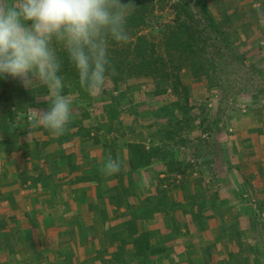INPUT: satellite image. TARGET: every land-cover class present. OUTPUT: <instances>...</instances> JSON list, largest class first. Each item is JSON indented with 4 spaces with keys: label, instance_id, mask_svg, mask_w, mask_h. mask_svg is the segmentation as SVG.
Instances as JSON below:
<instances>
[{
    "label": "rangeland",
    "instance_id": "obj_1",
    "mask_svg": "<svg viewBox=\"0 0 264 264\" xmlns=\"http://www.w3.org/2000/svg\"><path fill=\"white\" fill-rule=\"evenodd\" d=\"M121 1L125 2L126 0ZM177 1L155 0L153 8L155 18L151 19L149 27L141 26V32L144 34L151 32L157 37L165 25H174ZM188 5L189 24L202 31V28H205V21L199 5L195 0H188ZM209 5L217 15V19H222L225 22V29L230 37L228 42H233L234 45L226 51L224 50L226 43L222 39L209 40L207 32L206 37L203 35L207 41V52L215 57L220 77L218 75L217 79L213 78L211 83L204 80V76L198 80L192 73L189 74L182 70L181 83L188 88L186 96L189 97L190 107H194V110L185 111L182 109L183 106L174 105L177 97L170 90L165 95L155 97L153 95L155 81L151 78L130 79L128 83L122 82L117 88L108 82L107 91L112 90L113 97L117 99L114 103L118 102L117 106H114L109 93L105 92L106 88L102 94L90 96L80 87L76 77L67 78L62 74L65 84L64 94L71 97L74 113L71 130L68 133L72 139L69 143L62 145L68 152L72 151L80 155L85 148L83 144L89 142V145L94 149L93 152L98 154L96 157L100 161L108 158L115 159L111 153L114 150L109 151V148L105 147L109 142L111 149H114L116 144L112 145L110 140L118 142L119 146L125 148V138L130 141L143 140L146 145L152 139L154 145H157L155 147L162 144V147L164 146L165 149L174 153L177 160L188 166L184 177L172 174L169 179L165 172L167 166L160 158H155L150 166L136 173H130L126 165V167L122 166L119 174L112 176V186L121 189L133 188L135 186L134 178L144 181L143 185L141 186L140 183L136 190L137 195L133 191V195L130 194L128 197L131 202H146L145 205L139 207L141 211L138 214L141 218L135 220V226L150 212L148 218L158 217L162 221L160 223L165 227L172 224L178 228L184 226L189 235L205 226L209 228L213 218V215L210 216V214L215 209H219V204L221 205L222 201L217 198L216 193L226 189L229 176L239 175L237 174L239 170L233 166H237L239 158L236 151L232 152L234 151L230 144L232 135H235L242 126L247 124L261 126L264 122L262 120L264 119V24H261L257 15L259 10H264V0H211ZM228 17H230L229 20ZM210 36H214V34L210 33ZM213 43L218 45L221 51L214 48ZM239 52L246 55L247 60L244 64L236 59ZM235 54H238L237 57L234 56ZM59 55L61 56V54ZM39 91L40 93L37 94L32 90L25 89L19 81L11 78L0 79V155L4 158H7L14 150L22 149L24 151V149L34 148V140L48 141L51 138H56L51 134H43L38 130L40 128L33 129L35 134L28 135L26 138L20 136L17 139L15 137L16 133L29 128V108L44 110L49 107L48 103L41 98L47 94L46 89H39ZM110 99L112 103H110ZM13 100L17 102H12ZM160 108H163L162 111L167 114L166 116L159 117L155 114V111L159 109V112ZM204 109L208 110L212 117L208 122L209 126L200 123L203 115L201 111ZM173 124H178L179 126L176 127L179 129L169 128V125L173 126ZM164 126H168L171 131H179V135L174 140L168 139L164 133ZM79 127H81V136L77 134ZM89 134L91 136L88 137ZM121 136L125 138H121ZM8 141L12 143H8ZM256 141L253 143L255 147ZM103 148L107 152L104 153ZM10 149L12 150L9 152ZM58 149H60L58 143L50 145L47 155L53 154ZM31 152L34 156H39L35 150ZM196 153L205 156L199 158L200 155H196ZM122 158L123 155L119 152L116 159L122 162ZM52 162L50 160L42 164L43 168L40 171L43 175L47 171L46 164H48V175L53 174L54 169L50 168ZM158 173L160 174L158 175ZM139 194L144 196L142 200L139 199ZM227 203L223 200L222 208L230 206ZM256 208L259 209L258 206ZM121 212H123L121 208L116 206L115 209H109L110 223L116 221L115 223L118 225L117 221L122 215ZM181 218L183 221L179 222ZM5 219L8 221L7 218ZM249 219H251L250 225L252 226L264 225V210H258L256 215ZM225 222L223 234L227 240L232 242L236 232L235 224L238 222H233L232 219ZM244 223L247 221L245 220ZM134 231L136 232V230ZM174 231L176 232V230ZM9 233H7L8 238L1 237L5 233L0 234V264H44L35 255L33 258L27 256L28 259L24 258V254L19 257L18 250L23 242V233ZM160 237H162L161 233ZM123 244L126 243L122 242L121 246L113 248L114 253L110 255L113 261L123 259L127 254ZM146 245L149 248L143 245L144 256L151 244L147 243ZM103 250L100 253L104 258L107 250L104 248ZM135 254L141 255L137 248H135ZM45 264L56 263L47 259Z\"/></svg>",
    "mask_w": 264,
    "mask_h": 264
},
{
    "label": "crops",
    "instance_id": "obj_2",
    "mask_svg": "<svg viewBox=\"0 0 264 264\" xmlns=\"http://www.w3.org/2000/svg\"><path fill=\"white\" fill-rule=\"evenodd\" d=\"M89 144H83L85 153L94 151ZM230 144L239 158L237 166L233 165L239 175L229 176L226 189L216 193L230 206L222 208L221 201L219 209L210 214L213 218L209 228L205 226L191 235L184 226L165 227L155 216L139 220L134 234L133 230L123 232L121 217L118 225L109 219L104 224L102 215L106 213L110 218L109 209H115L108 199L112 176L93 174L90 160L72 161L77 167L72 172L67 171L66 161L60 168L52 162L50 168L56 169L49 176L48 164L45 175L40 171L47 162L42 157L48 148L32 145L34 148L29 150H14L16 153L7 158L0 155V234L5 233L0 236L23 233L19 257L35 255L44 264L47 259L56 264H264V225L252 226L249 219L264 210V122L261 126H242L232 135ZM32 150L39 156H34ZM134 180L143 185L141 179ZM138 197L144 198L140 194ZM121 211L124 213L125 208ZM231 219L238 222L232 242L223 234L225 221ZM147 232L151 237L146 242L151 245L143 258L135 254V248H143L140 236ZM122 242L126 243L127 254L113 261L110 255ZM103 248L107 250L104 258L100 253Z\"/></svg>",
    "mask_w": 264,
    "mask_h": 264
},
{
    "label": "clouds",
    "instance_id": "obj_3",
    "mask_svg": "<svg viewBox=\"0 0 264 264\" xmlns=\"http://www.w3.org/2000/svg\"><path fill=\"white\" fill-rule=\"evenodd\" d=\"M134 8L121 0H0V79L19 81L37 94L47 92L41 97L47 109H28L29 135L38 128L56 137L71 130L72 99L64 94V61L58 51L67 53L85 92L102 94L117 74L110 41H131L126 23ZM257 15L264 24V10ZM122 166L108 158L101 174H119Z\"/></svg>",
    "mask_w": 264,
    "mask_h": 264
},
{
    "label": "trees",
    "instance_id": "obj_4",
    "mask_svg": "<svg viewBox=\"0 0 264 264\" xmlns=\"http://www.w3.org/2000/svg\"><path fill=\"white\" fill-rule=\"evenodd\" d=\"M190 1V0H189ZM211 0H195L199 5V8L204 16L205 28H202L200 31L198 28L189 24V5L188 0H178L175 4L177 9V14L175 17L174 25H165L164 29L159 32L157 37L153 33L144 34L141 32V26L149 27L151 19L155 18V14L153 12V8L155 6V0H126L125 2L121 1L123 4L127 5L131 3L134 5V10L127 18L126 27L129 32V35L132 37L131 41L127 44L121 45L116 43L115 41H110L109 47V55L112 63L116 69V75L111 76L108 82L114 84L115 88L120 85L122 82L128 83L130 79L134 78H151L155 81V90L153 95L155 97H159L165 95L170 91H172L177 97L176 103L174 105H178L179 107L183 106V110L188 111L190 109L194 110V107H190L189 97L186 96L188 92L187 86L181 83V72L182 70L187 71L189 74L192 73L194 78L201 79L204 76V80L207 82H213V78L220 77L219 67L216 66L215 57L207 52L205 34L208 33L209 40H220L222 39L225 44V49L228 51L231 46H233V42L230 41V37L226 32V25L222 19H217V15L212 10L209 5ZM230 17H228V20ZM152 30V29H151ZM160 30V29H157ZM210 33H213L214 36H210ZM161 35V36H160ZM205 37H204V36ZM212 46L221 51V48L215 43ZM238 49V48H236ZM58 54H61L62 59L64 61L62 74L67 78L76 77L79 81L78 74L71 62L68 60L67 53L59 50ZM218 54V53H217ZM245 54V53H244ZM239 52L234 56L236 59L243 64L246 62V55ZM107 82V83H108ZM183 88V90H182ZM106 91L109 93V97H111L112 102L117 99L113 97V91ZM154 97V98H155ZM110 99V103L111 102ZM17 102V101H12ZM117 103H114V106H117ZM167 109V108H166ZM155 111V114L159 117L166 116V113H163V108H160ZM201 113V124H208L210 118V112L208 110H202ZM179 122V121H178ZM181 123V122H179ZM167 125V124H166ZM177 125H169V128L174 130L179 129ZM209 126V124H208ZM165 135L168 139L174 140L177 135H179V131H171L168 129V126H164ZM167 127V128H166ZM43 132L45 135H49L50 133L42 128L38 129ZM37 131V130H36ZM163 132L162 130H159ZM30 129L22 130L15 134V137L19 139L20 136L26 138L29 135ZM35 130H31V135H34ZM81 127H79L77 134L80 135ZM181 132V131H180ZM181 135V134H180ZM81 136V135H80ZM91 136L90 134L88 137ZM121 138H125L122 137ZM72 138L67 135L51 138L48 141H38L34 140V145L38 146L40 149L48 148L50 145L58 143L60 149L56 152H53V156L50 154L44 155L43 158L45 160L53 161V165L57 168H60L64 161H66L67 171H75L77 169L74 164H71L72 161L79 160L82 158L83 160H90V166L92 173L95 175H102L101 168L104 162L107 160L98 159L95 152L85 153L84 151L80 153V155L75 152H68L63 144H67L70 142ZM11 140V139H10ZM125 148L118 145V142L115 143L114 140H110V143L114 146V149H111L109 142L105 146L109 148V151H112L113 157L116 159L118 153H122V163L123 167L128 166V170L130 173H136L141 169H144L150 166L155 158H160L167 166L165 170L167 178L170 179L172 174L175 176L183 175L185 176V170L188 168L182 161H179L174 156V153L168 151L167 149L162 147L160 144L159 147H155L154 141L152 139L148 141V145L145 144V141H137L130 139L124 140ZM182 142V141H181ZM8 143H12L8 141ZM164 143V142H163ZM185 144V143H183ZM11 147V145H9ZM124 146V145H123ZM104 149V148H103ZM67 151V152H66ZM107 152L104 149V153ZM200 155L199 158H203L205 155ZM52 157V158H51ZM70 161V164L67 163ZM59 165V167H58ZM55 170L56 168L52 166L51 170ZM160 173H158L159 175ZM174 176V178H175ZM135 181V180H134ZM138 183L135 181V186L133 188H119L113 187L111 188V195L108 198L110 200V205H115L117 208H125V212L122 213L121 218L123 222L121 227L124 228L123 232L126 234L127 230H135V220L141 218V216L137 213L139 212V207L145 205L144 201H134L131 202L128 197L133 195V191L136 193L138 190ZM150 212L146 215H148ZM102 219L104 224L107 223L108 216L102 215ZM120 227V228H121ZM136 233L135 231L133 234ZM141 242L145 245L149 239V235L144 233L140 236ZM137 251L140 253L141 249ZM143 255V248L142 254Z\"/></svg>",
    "mask_w": 264,
    "mask_h": 264
}]
</instances>
